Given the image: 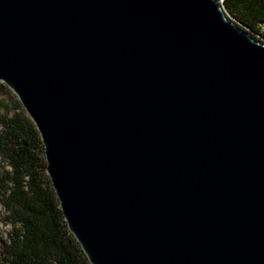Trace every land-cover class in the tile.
<instances>
[{
    "label": "water",
    "instance_id": "obj_1",
    "mask_svg": "<svg viewBox=\"0 0 264 264\" xmlns=\"http://www.w3.org/2000/svg\"><path fill=\"white\" fill-rule=\"evenodd\" d=\"M0 82L90 264H264V44L222 0H0Z\"/></svg>",
    "mask_w": 264,
    "mask_h": 264
},
{
    "label": "trees",
    "instance_id": "obj_2",
    "mask_svg": "<svg viewBox=\"0 0 264 264\" xmlns=\"http://www.w3.org/2000/svg\"><path fill=\"white\" fill-rule=\"evenodd\" d=\"M222 6L264 44V0H222ZM0 87L9 101L0 114V221L7 227L0 230V264H90L67 228L40 134L16 96Z\"/></svg>",
    "mask_w": 264,
    "mask_h": 264
},
{
    "label": "rangeland",
    "instance_id": "obj_3",
    "mask_svg": "<svg viewBox=\"0 0 264 264\" xmlns=\"http://www.w3.org/2000/svg\"><path fill=\"white\" fill-rule=\"evenodd\" d=\"M228 17L230 18V19H232V17L231 16H229L228 15ZM233 20V19H232ZM255 36V35H254ZM255 37H257V36H255ZM258 39H259V37H257ZM0 86H5L6 88H7V86L4 84V83H2V82H0ZM10 91V90H9ZM11 92V91H10ZM12 93V92H11ZM13 94V93H12ZM14 95V94H13ZM7 98H8V95L6 94V92H4L2 89H1V87H0V114H3V113H6L7 112V106H8V104H9V101L7 100ZM17 99V98H16ZM24 110V109H23ZM25 112V111H24ZM7 229V227L5 226V225H3L2 223H1V221H0V230L1 231H5Z\"/></svg>",
    "mask_w": 264,
    "mask_h": 264
}]
</instances>
